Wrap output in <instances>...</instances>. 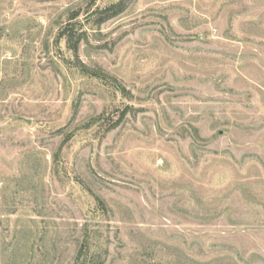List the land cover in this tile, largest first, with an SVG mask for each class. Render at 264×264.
I'll list each match as a JSON object with an SVG mask.
<instances>
[{
  "label": "rangeland",
  "instance_id": "rangeland-1",
  "mask_svg": "<svg viewBox=\"0 0 264 264\" xmlns=\"http://www.w3.org/2000/svg\"><path fill=\"white\" fill-rule=\"evenodd\" d=\"M0 264H264V0H0Z\"/></svg>",
  "mask_w": 264,
  "mask_h": 264
}]
</instances>
